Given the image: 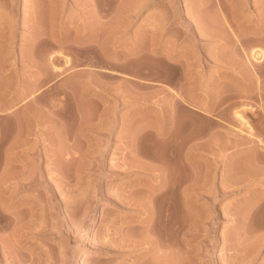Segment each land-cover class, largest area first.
<instances>
[{"label": "rangeland", "instance_id": "obj_1", "mask_svg": "<svg viewBox=\"0 0 264 264\" xmlns=\"http://www.w3.org/2000/svg\"><path fill=\"white\" fill-rule=\"evenodd\" d=\"M50 1L0 0V264H264V0ZM184 43L239 139L181 140L182 106L132 134L122 108L178 81Z\"/></svg>", "mask_w": 264, "mask_h": 264}, {"label": "crops", "instance_id": "obj_2", "mask_svg": "<svg viewBox=\"0 0 264 264\" xmlns=\"http://www.w3.org/2000/svg\"><path fill=\"white\" fill-rule=\"evenodd\" d=\"M141 51L149 55L156 56L159 62L166 63L170 61L166 57L167 48L161 45L159 48L144 45L140 47ZM189 47L186 43L180 48V53L177 65L179 71V79L177 82H170L167 75L162 72L161 80L150 81L146 80L145 88L137 94L138 104L125 106L122 108L123 113L131 114L135 119L131 127V132L134 134L141 131L148 125H162L167 127L176 125L175 111L177 106H182L192 113L200 117L199 123H182L186 128L191 127L194 132L189 130V133H184V138L181 140L191 141L196 143L219 142L225 137L239 139L241 136L238 131L230 129L234 124L233 118H225L221 112L225 106L220 107L225 102L224 84L215 83V75L210 70L203 56L201 62L187 52ZM222 53L223 50L220 49ZM139 54V53H138ZM138 54H133L132 57ZM220 56L222 54H219ZM174 57V56H170ZM123 53H117L116 61L125 59ZM166 61V62H165ZM170 66V65H168ZM152 68L147 67V72L150 73ZM103 71V70H102ZM114 74H121L117 71L107 70ZM133 78L141 76L129 75ZM151 78V77H148ZM6 102V100H4ZM142 101V102H139ZM156 101L158 103H156ZM146 107H143L142 104ZM159 104V106L157 105ZM144 108V109H143ZM138 111V112H137ZM137 112V113H136ZM225 113V112H224ZM239 144V142H235ZM204 147V146H203Z\"/></svg>", "mask_w": 264, "mask_h": 264}, {"label": "bare ground", "instance_id": "obj_3", "mask_svg": "<svg viewBox=\"0 0 264 264\" xmlns=\"http://www.w3.org/2000/svg\"><path fill=\"white\" fill-rule=\"evenodd\" d=\"M9 3L10 2H12V1H15V0H7ZM17 1V0H16ZM35 0H33V2H34ZM53 0H51L48 4H49V10H50V12H51V14L52 15H54V13L56 12V10H55V8H56V6L53 4V2H52ZM57 2V1H56ZM55 2V3H56ZM59 2V1H58ZM17 3V2H16ZM12 4V3H11ZM34 4H36V3H33V6H34ZM14 7H15V5H13ZM36 6V5H35ZM34 6V7H35ZM89 6L90 7H92V8H95V6H96V4H93V3H90L89 4ZM254 6V5H253ZM47 7V8H48ZM96 7H100V6H98V4H97V6ZM36 9H37V6L35 7ZM34 8V9H35ZM58 10V9H57ZM185 10H186V8H185ZM35 11V10H34ZM50 14V13H49ZM56 16V15H55ZM54 16V17H55ZM200 18V17H199ZM51 20V19H50ZM200 20L206 25V24H208V22H206V20H204L203 18H200ZM216 22V21H215ZM221 22V21H220ZM2 23V22H1ZM0 23V24H1ZM219 23V22H218ZM208 26V25H207ZM207 31V30H206ZM225 30H223V32H224ZM209 32L210 33H212L210 30H209ZM223 32H222V34H217V32H215L216 34H214V36H216L217 38H220V39H222V40H225V41H228V40H231L233 37L231 36V35H228V34H223ZM218 33H221V31H219ZM205 34H208L209 35V33H205ZM204 34V35H205ZM212 34V35H213ZM207 35V36H208ZM211 35V34H210ZM258 35V34H257ZM203 36V35H202ZM204 37V36H203ZM60 53V52H59ZM61 55V54H60ZM59 55V56H60ZM62 56V55H61ZM250 56H251V59L252 60H254L255 62H261L263 59H264V48L263 47H261V46H256V47H252V49H251V51H250ZM51 57H52V59H53V57H54V55H51ZM50 57V58H51ZM66 58H68L67 56H66ZM65 58V59H66ZM69 59V58H68ZM67 62L69 61V60H66ZM54 68H57V66L55 67L54 66ZM236 117L237 118H239V120H241L244 124H246V126L249 128V129H251L252 128V126L249 124V122H247L248 120L245 118V116L243 115V113L241 112V111H237L236 112ZM166 261V260H165ZM163 262V261H162ZM174 262V261H173ZM158 263V262H157ZM160 263V262H159ZM165 263V262H164ZM175 264V263H174Z\"/></svg>", "mask_w": 264, "mask_h": 264}]
</instances>
